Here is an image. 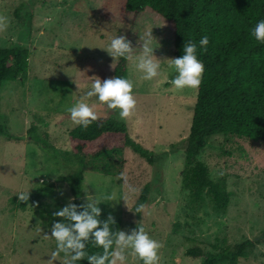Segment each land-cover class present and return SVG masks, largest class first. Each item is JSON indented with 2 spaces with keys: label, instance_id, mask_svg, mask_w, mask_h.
<instances>
[{
  "label": "rangeland",
  "instance_id": "obj_1",
  "mask_svg": "<svg viewBox=\"0 0 264 264\" xmlns=\"http://www.w3.org/2000/svg\"><path fill=\"white\" fill-rule=\"evenodd\" d=\"M124 9L125 0H0V46L16 42L30 51L25 78L4 81L0 88V125L23 136L15 140L0 135V264H53L49 259L55 241L44 233L50 234V225L62 219L53 213L74 198L70 179L80 173L83 202L87 194L104 197L113 191L126 198L101 202V213L122 219L126 231L144 226L162 243L159 264H202L203 257L188 256L187 248L213 252L254 239L264 230L263 141L228 133L212 136L199 159L213 180L225 178L230 201L226 211L218 210L208 196L190 203L181 172L198 88L174 89L168 82L174 73L167 70V60L153 81L139 79L129 60L137 104L123 121L131 137L153 150L155 163L130 148L86 167L74 157L69 131L75 126L66 107L83 98L99 115L119 118L117 110L84 95L92 80L113 77L117 59L98 46L125 35L138 47L140 36L151 32L153 45H158L155 55L161 60L175 57L170 21L150 9L131 13L129 21ZM138 52L134 49L133 55ZM32 123L42 142L29 139ZM122 171L134 191L118 178ZM146 184L149 198L137 216L134 205ZM46 186L53 191L26 206L16 197L19 191ZM63 259L60 253L54 264H63ZM125 264L142 261L128 255ZM238 264H264V243Z\"/></svg>",
  "mask_w": 264,
  "mask_h": 264
},
{
  "label": "trees",
  "instance_id": "obj_2",
  "mask_svg": "<svg viewBox=\"0 0 264 264\" xmlns=\"http://www.w3.org/2000/svg\"><path fill=\"white\" fill-rule=\"evenodd\" d=\"M150 9L173 24L174 56L183 54L185 41L198 42L207 35V50L198 56L204 63L201 84L184 146L185 166L181 172L183 184L190 193V203L196 205L208 196L218 210L226 211L230 190L225 178L213 180L209 168L199 154L209 139L217 134H235L264 142V43L251 35L255 23L264 18V0H125V15ZM128 38V37H127ZM129 39V38H128ZM30 51L20 43L0 46V88L4 81L23 80L29 70ZM129 60L117 58L113 76H128ZM1 106V95H0ZM87 128L75 126L69 131L71 149L76 160L84 167L103 156L122 154L132 149L150 164L156 161L153 150L131 137L127 124L115 116L99 115ZM28 137L42 142L35 123L28 129ZM0 135L22 140L23 136L7 131L0 125ZM83 173L70 179L73 202L80 198ZM150 187L146 184L139 194L134 210L145 205ZM52 186L29 193L26 206L43 192H52ZM16 201V198L13 199ZM143 209V208H142ZM142 209L136 212L141 216ZM109 214L101 213L106 219ZM113 228L122 229V219L113 216ZM264 243V230L254 239L227 245L205 253L199 246L187 248L192 258L203 257L202 264H238L257 245ZM88 251L99 249L89 247ZM77 264H90L85 258Z\"/></svg>",
  "mask_w": 264,
  "mask_h": 264
},
{
  "label": "clouds",
  "instance_id": "obj_3",
  "mask_svg": "<svg viewBox=\"0 0 264 264\" xmlns=\"http://www.w3.org/2000/svg\"><path fill=\"white\" fill-rule=\"evenodd\" d=\"M251 35L257 42L264 43V18L259 19L251 29ZM140 46L133 47L132 42L125 35L111 37L106 46H98L108 53L113 61L117 58L131 60L135 72L139 73V79L153 81L165 70L162 68V61L167 60L166 68L174 73L170 85L176 90L196 89L201 84L204 72V63L198 56L200 52L206 51L209 44V37L203 35L198 42L189 39L183 45V54L179 57L158 58L153 45L151 32L140 36ZM89 47H93L88 45ZM139 52L133 55L134 49ZM112 66L114 67L113 63ZM78 89L80 84L74 79ZM134 80L131 76L115 75L110 78L101 79L97 77L92 80L90 88L84 94L86 97H95L98 102L105 104L108 109L117 110L119 119L126 120L130 117L136 107L137 100L133 93ZM71 119L73 126L87 128L92 122L99 119L94 105L87 103L83 98L75 101L65 109ZM122 184L130 190H135L128 184L125 172H120L119 177ZM16 197L21 202L29 199V191H19ZM115 191L104 197H93L87 194L84 202L76 204L74 198L63 207L53 213L54 217H61V220L54 221L51 231L44 233L47 239L49 236L55 241V249L50 252V261L58 258L60 253L64 254L63 264H77L82 259H87L90 264H125L128 255H133L142 261V264H159V250L162 243L153 238L148 231L138 224L130 231L114 229L116 224L112 215L106 219L101 218V202L119 200ZM127 204V203H126ZM143 205L135 211L139 212ZM99 251L89 252V247Z\"/></svg>",
  "mask_w": 264,
  "mask_h": 264
}]
</instances>
